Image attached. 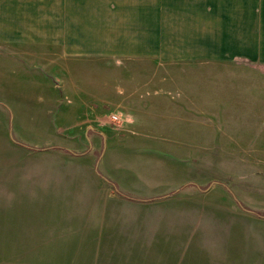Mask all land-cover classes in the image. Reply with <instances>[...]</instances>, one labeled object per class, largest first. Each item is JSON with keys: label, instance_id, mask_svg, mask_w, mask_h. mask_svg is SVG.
I'll return each instance as SVG.
<instances>
[{"label": "rangeland", "instance_id": "rangeland-1", "mask_svg": "<svg viewBox=\"0 0 264 264\" xmlns=\"http://www.w3.org/2000/svg\"><path fill=\"white\" fill-rule=\"evenodd\" d=\"M26 34L0 38V264H264L260 77Z\"/></svg>", "mask_w": 264, "mask_h": 264}, {"label": "crops", "instance_id": "crops-1", "mask_svg": "<svg viewBox=\"0 0 264 264\" xmlns=\"http://www.w3.org/2000/svg\"><path fill=\"white\" fill-rule=\"evenodd\" d=\"M30 25L75 56L152 57L151 45L163 44L157 51L170 62L234 73L237 62L264 86V0H0V38L26 42ZM178 88L191 101L190 87ZM251 112L264 126V110Z\"/></svg>", "mask_w": 264, "mask_h": 264}, {"label": "clouds", "instance_id": "clouds-1", "mask_svg": "<svg viewBox=\"0 0 264 264\" xmlns=\"http://www.w3.org/2000/svg\"><path fill=\"white\" fill-rule=\"evenodd\" d=\"M125 122H127V123H135V119L129 116V117L126 119Z\"/></svg>", "mask_w": 264, "mask_h": 264}]
</instances>
